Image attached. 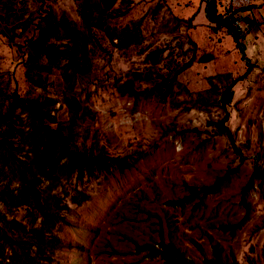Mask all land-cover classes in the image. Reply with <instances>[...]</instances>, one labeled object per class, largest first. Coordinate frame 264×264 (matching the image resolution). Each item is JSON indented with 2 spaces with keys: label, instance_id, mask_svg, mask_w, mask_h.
<instances>
[{
  "label": "rangeland",
  "instance_id": "rangeland-1",
  "mask_svg": "<svg viewBox=\"0 0 264 264\" xmlns=\"http://www.w3.org/2000/svg\"><path fill=\"white\" fill-rule=\"evenodd\" d=\"M157 1L181 19L196 14L191 22L196 27L186 29L181 24L173 33L156 31L145 53L121 59L88 87H80L81 98L88 96L87 103L95 113L92 128L103 152L114 157L131 156L135 162L124 172L73 179L90 198L79 205L63 200L68 206L65 224L54 226L50 235L71 247L57 250L45 264H163L158 257H148L135 247L157 246L161 241L172 242L196 264L211 257L213 246L223 259L264 264V0H210L219 15L231 2L233 9L248 8L241 15L236 13L239 17L249 15L257 21L238 41L243 49L224 29L215 30L206 19L208 0H110L122 11L129 6L134 16H143ZM85 2L91 3L96 22L108 25L117 14L108 7L99 13L94 10V4L104 6L101 0ZM46 6L53 12L50 21L57 30L55 36L46 32V41L65 43L57 39L62 31L58 19L63 10L78 17V1L47 0ZM13 8L0 2V84L9 72L16 77L19 73L21 92L39 96L42 88L29 79L49 84L56 79L57 68L46 71V57L29 62L26 51L22 50L23 55L12 45L14 38L23 40L26 33H32L30 13L13 14ZM162 14L164 10L156 18ZM188 38L196 42L197 56L212 55L207 62L194 61L179 74L190 91L206 88L209 76L217 73L244 76L233 86L224 109L218 105L193 106L182 94L175 100L167 97L161 101L155 96L135 99L116 91L119 79L146 68L145 56L154 48H164L162 57L170 58V68L177 69L187 59L184 51L190 47ZM138 85L148 86L145 81ZM176 101L181 104L175 106ZM221 121L232 140L220 132L217 123ZM92 134L90 131L89 139ZM220 179L223 181L217 192L203 195L204 187ZM192 189L200 193L181 206L166 205V201L182 198ZM231 226L236 229H221Z\"/></svg>",
  "mask_w": 264,
  "mask_h": 264
},
{
  "label": "trees",
  "instance_id": "trees-1",
  "mask_svg": "<svg viewBox=\"0 0 264 264\" xmlns=\"http://www.w3.org/2000/svg\"><path fill=\"white\" fill-rule=\"evenodd\" d=\"M77 1L78 17L63 10L58 19L62 31L57 39L66 42L56 44L46 41V32L54 36L57 32L55 24L50 21L53 12L47 8V0H0L3 6H14L13 14L30 13L28 21L32 33H26L23 40L14 38L12 45L22 54L25 50V60L29 62L46 57V71L57 68V77L49 84L29 79L42 88L39 96L21 92L19 73L16 77L14 72H9L0 84V264H45L51 261L57 250L71 247L57 236L50 235V231L54 226L65 224L68 206L63 200L79 205L90 198L74 184L73 179L81 181L84 176L113 175L134 165L131 156L114 157L103 152L92 128L95 113L87 103L88 96L81 98L80 87H88L100 73L108 72L121 59L128 60L133 55L145 53L149 46L147 42L156 31L173 33L181 24L186 29L196 27L191 23L196 14L181 19L162 1L155 2L143 16H134L130 14L129 6L122 11L113 7L110 0H101L104 6L94 4V10L99 13L108 7L117 12L108 25L95 21L93 8L89 6L91 3ZM162 10L165 14L157 19ZM247 10L246 7L233 9L230 2L225 13L219 15L210 3L206 19L214 24L215 30L224 29L225 34L243 49L238 41L245 36L234 32L231 20L236 13L241 15ZM239 18L251 26L257 25L249 15ZM187 41L190 45L184 51L187 59L177 69L170 68V61L167 62L170 58L165 60L162 57L164 48H154L145 56L146 68L134 70L131 75L119 79L115 83L116 91L135 99L155 96L161 101L167 97L175 100L182 94L193 106L218 105L224 109L231 100L233 86L244 76L233 78L228 72L217 73L209 76L206 88L190 91L179 79V74L194 61L207 62L212 55L197 56L196 42L190 38ZM39 42L41 44L37 45ZM83 77L85 81L81 80ZM140 81H145L148 86L141 88ZM180 104L176 101L175 106ZM16 123H20L18 128L14 127ZM217 125L220 132L232 140L222 121ZM90 131L93 132L91 139ZM222 181L204 187L203 195L217 192ZM251 182L252 178L245 185L247 189ZM199 193L200 190L192 189L182 198L166 201V205L181 206ZM221 229L232 231L236 226ZM135 247L137 252H146L148 257H158L163 264H196L172 242L161 241L157 246L137 244ZM200 264L238 263L234 259H223L220 250L213 246L211 257L204 258Z\"/></svg>",
  "mask_w": 264,
  "mask_h": 264
},
{
  "label": "built area",
  "instance_id": "built-area-1",
  "mask_svg": "<svg viewBox=\"0 0 264 264\" xmlns=\"http://www.w3.org/2000/svg\"><path fill=\"white\" fill-rule=\"evenodd\" d=\"M231 27L236 34L241 36H246L252 30V26L249 22L242 20L237 16L231 20Z\"/></svg>",
  "mask_w": 264,
  "mask_h": 264
},
{
  "label": "water",
  "instance_id": "water-1",
  "mask_svg": "<svg viewBox=\"0 0 264 264\" xmlns=\"http://www.w3.org/2000/svg\"><path fill=\"white\" fill-rule=\"evenodd\" d=\"M209 4H210V0L207 1L206 5H205V8H204V14H205V17L207 18V12H208V7H209Z\"/></svg>",
  "mask_w": 264,
  "mask_h": 264
},
{
  "label": "crops",
  "instance_id": "crops-1",
  "mask_svg": "<svg viewBox=\"0 0 264 264\" xmlns=\"http://www.w3.org/2000/svg\"><path fill=\"white\" fill-rule=\"evenodd\" d=\"M215 9V8H214ZM216 12V11H215ZM217 14V13H216Z\"/></svg>",
  "mask_w": 264,
  "mask_h": 264
}]
</instances>
